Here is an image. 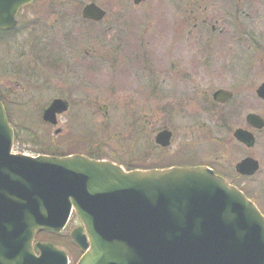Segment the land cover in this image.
Listing matches in <instances>:
<instances>
[{
  "label": "water",
  "instance_id": "1",
  "mask_svg": "<svg viewBox=\"0 0 264 264\" xmlns=\"http://www.w3.org/2000/svg\"><path fill=\"white\" fill-rule=\"evenodd\" d=\"M33 1L0 0V30L12 29ZM81 15L98 21L105 10L90 2ZM257 94L264 98V81ZM67 108L52 99L41 118L54 126ZM244 133L235 135L250 142ZM170 135L164 129L155 140L167 146ZM13 138L0 101V264H68L64 250L34 239L41 230L61 231L72 212L81 222L70 233L83 251L76 264H264V215L211 169L126 171L83 154L34 157L12 153ZM256 169L252 159L237 164L243 174Z\"/></svg>",
  "mask_w": 264,
  "mask_h": 264
},
{
  "label": "rangeland",
  "instance_id": "2",
  "mask_svg": "<svg viewBox=\"0 0 264 264\" xmlns=\"http://www.w3.org/2000/svg\"><path fill=\"white\" fill-rule=\"evenodd\" d=\"M90 2L104 6L107 10L105 20L91 24L81 19L82 6ZM114 5L115 0H35L25 8L14 37L0 35V100L14 132L13 153L34 157L53 155L32 145L30 140L37 138L52 146L60 145L58 153L85 155L90 152L103 156L93 157L95 159L115 163V156H118L123 163L140 168L167 165L170 160L167 151L158 153V160L151 154V142L156 132L149 123L151 82L144 79L141 68H148L146 65L153 55L158 69H163L159 74L167 72L169 57L166 54L170 48L171 58L170 43L173 40L170 37L173 31L180 32L177 27L181 26L183 17L171 11L168 0H145L136 5L129 0L123 5L129 6L126 8L133 13L131 17L126 16L128 22L122 29L119 24L110 26L117 23L114 17L119 10ZM63 10L66 15L72 11L75 14L65 16L60 13ZM144 10L150 12L146 19L140 20L137 16L146 13H142ZM145 41L150 42L147 50L143 47ZM193 51L190 61L196 57L192 55ZM244 51H222L221 57L228 58L233 54L242 59L251 57V52L244 56ZM9 64L14 69H10ZM221 73L219 81L212 84L233 87L236 91L251 90L262 79L259 76L250 81H238L241 86H235L236 82L230 80L224 70ZM247 85L252 87L249 89ZM55 98L65 99L69 107L57 117L53 126L43 121L41 114ZM127 107L132 113L125 109ZM247 112V109L243 110L244 114ZM144 113H147L146 118ZM135 117L139 120L136 128ZM182 131L175 129V143ZM135 133L140 135L137 137ZM200 141L205 140L201 138ZM261 157L264 159V155ZM261 174L259 172L258 176ZM255 178H238L235 182L264 215V179L258 181ZM78 226L81 222L72 212L62 231L71 238V231ZM67 255L69 264L78 260L74 262L68 252Z\"/></svg>",
  "mask_w": 264,
  "mask_h": 264
},
{
  "label": "flooded vegetation",
  "instance_id": "3",
  "mask_svg": "<svg viewBox=\"0 0 264 264\" xmlns=\"http://www.w3.org/2000/svg\"><path fill=\"white\" fill-rule=\"evenodd\" d=\"M142 1L145 0H138L137 3L132 0V3L136 5ZM126 2L129 0H115L113 7L119 10L114 17L117 23L110 26L119 24V28H125L129 18L126 16L133 13L126 8L129 6L123 5ZM168 2L172 7L171 11L180 14L183 22L177 27L180 32L173 31L170 37L173 40L170 43L171 58L170 48L166 54L169 57L167 72L159 74L163 69H158L157 59H154L153 55L146 65L148 68L144 69V66L141 68L144 79L151 82L149 123L156 129L151 142V154L158 160L159 154L167 151L170 160L167 165L159 168L204 166L235 186L238 185L235 182L238 178L252 180L260 172L262 174L255 179L262 181L264 98L258 96L257 88L264 81V0H168ZM29 5L22 6L17 12L15 27L0 30V35L14 37L20 18ZM96 5L105 10L104 17L98 21L84 19L81 16L82 6L80 16L83 21L93 24L105 20L107 10L103 5L100 6L98 3ZM176 5L180 6V9H177ZM149 12L144 10L142 12L144 14L137 17L140 20L146 19ZM60 13L65 16L75 14L72 11L66 15L64 10ZM145 42L143 47L147 50L150 42ZM191 50H194L192 55L196 56L192 60L194 63L189 59ZM227 50L240 53L245 50L242 54L246 56V53L251 52V57L242 59L238 54H233L232 57L222 58V51ZM9 68L14 69L11 64ZM222 70L228 74L230 80L236 82L235 86H241L238 81H250L259 76H262V79L260 78V83L251 90L236 91L233 87L212 84L219 81ZM247 87L250 89L252 86ZM218 90H226L231 95L225 100H218L214 96ZM125 109L132 113L131 108ZM244 109L248 110L245 114ZM103 110L107 112L106 108ZM249 114L256 115V118L248 119ZM146 115L147 113H144V118ZM138 122L135 117L134 128ZM176 128L183 130L178 143H175ZM164 129L171 133L167 146H161L155 140L157 133ZM238 129L245 132L243 136L250 134L251 141L240 140L235 135ZM135 135L138 137L140 134ZM201 138L205 141H200ZM190 140L194 142L191 143ZM231 156L233 158L229 160ZM244 159L256 161L257 169L253 173L243 174L237 170V164ZM238 188L244 191L240 186Z\"/></svg>",
  "mask_w": 264,
  "mask_h": 264
},
{
  "label": "trees",
  "instance_id": "4",
  "mask_svg": "<svg viewBox=\"0 0 264 264\" xmlns=\"http://www.w3.org/2000/svg\"><path fill=\"white\" fill-rule=\"evenodd\" d=\"M8 114V113H7ZM32 142V145H34L36 148L40 149L43 153H49V154H53V155H66L69 154L68 152H60L58 153V148H60V145L57 144H53L50 145L48 143H46L45 141L43 142L40 139L34 138L32 140H30ZM69 146L73 147L71 144H69ZM64 148V147H63ZM105 149V148H104ZM85 155L89 156V157H95V158H102V155H94L91 154L90 152H85ZM115 158L117 159V163L121 164V165H125L126 169H135V168H140V167H136L134 165L129 164L128 162H124L120 159V157L115 156ZM146 166V165H144ZM142 167L141 169H148V167ZM154 166V165H153ZM151 167V166H149ZM158 167V166H156ZM161 167V166H160ZM37 240H43V241H50L52 243H54L55 245H59L63 248L66 249V251L68 252L70 258L72 261H76L78 259V257L81 254V251L77 248V246L72 242V240L70 239L69 235L67 234L66 231H62V232H53V231H49V230H44L41 231L39 233H37L36 236Z\"/></svg>",
  "mask_w": 264,
  "mask_h": 264
}]
</instances>
